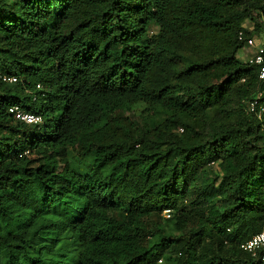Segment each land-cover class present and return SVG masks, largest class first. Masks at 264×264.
Instances as JSON below:
<instances>
[{
  "label": "trees",
  "instance_id": "trees-1",
  "mask_svg": "<svg viewBox=\"0 0 264 264\" xmlns=\"http://www.w3.org/2000/svg\"><path fill=\"white\" fill-rule=\"evenodd\" d=\"M240 33L264 0H0V264H264Z\"/></svg>",
  "mask_w": 264,
  "mask_h": 264
},
{
  "label": "built area",
  "instance_id": "built-area-1",
  "mask_svg": "<svg viewBox=\"0 0 264 264\" xmlns=\"http://www.w3.org/2000/svg\"><path fill=\"white\" fill-rule=\"evenodd\" d=\"M240 39L245 40L247 47L255 49L253 54L250 55L248 62L249 64L259 68V79L264 80V47L257 46L255 40L252 37L246 36L243 33H240ZM262 94L263 93H259L255 97L243 100V103L245 104L248 111L250 113L256 114L259 119L264 117V105L260 104ZM10 112L13 114L16 121L35 125L41 124L43 122L41 116L22 110L19 107L11 108ZM165 215L170 217V210H166ZM241 248L253 256H256L259 251L264 250V227L260 233L244 242L241 245ZM262 260L264 261V255L262 256Z\"/></svg>",
  "mask_w": 264,
  "mask_h": 264
},
{
  "label": "rangeland",
  "instance_id": "rangeland-1",
  "mask_svg": "<svg viewBox=\"0 0 264 264\" xmlns=\"http://www.w3.org/2000/svg\"><path fill=\"white\" fill-rule=\"evenodd\" d=\"M245 27L249 30V31H253L254 29V24L252 22H248L245 24ZM157 32V28L155 26H151L150 27V32H149V36H151L153 33ZM255 40V43L257 44V46H263L264 45V35L263 34H257L255 35V37L253 38ZM255 51L254 48H249V47H245L242 51L239 52L238 57L242 60V61H248L250 58V55L253 54V52ZM210 113L212 114L213 112L210 111ZM213 172L215 174H220L221 170L219 168V166L217 164H213L211 166ZM159 264H165V260L159 261Z\"/></svg>",
  "mask_w": 264,
  "mask_h": 264
}]
</instances>
